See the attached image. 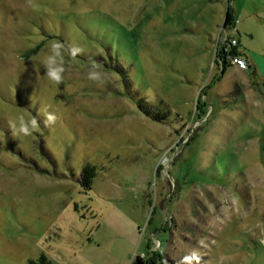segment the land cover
Segmentation results:
<instances>
[{
  "label": "rangeland",
  "instance_id": "374dc122",
  "mask_svg": "<svg viewBox=\"0 0 264 264\" xmlns=\"http://www.w3.org/2000/svg\"><path fill=\"white\" fill-rule=\"evenodd\" d=\"M51 41L83 49L59 85ZM136 257L264 264V0H0V264Z\"/></svg>",
  "mask_w": 264,
  "mask_h": 264
},
{
  "label": "clouds",
  "instance_id": "9594fccd",
  "mask_svg": "<svg viewBox=\"0 0 264 264\" xmlns=\"http://www.w3.org/2000/svg\"><path fill=\"white\" fill-rule=\"evenodd\" d=\"M83 49L75 45L66 46L64 42L61 41H51L47 54L44 55L42 59V64L45 69V75L47 79L56 85H59L63 81V73L65 72V53L70 55L75 59L79 54H81ZM91 68L88 72V78L94 82H99L102 79V72L100 71L101 66L95 60L89 61ZM45 117V126H50L55 123L56 116L48 112L46 109L43 111ZM12 132L14 135L20 134L23 136H30L39 128V121L35 116L30 120H26L24 116H19L17 122L11 125Z\"/></svg>",
  "mask_w": 264,
  "mask_h": 264
},
{
  "label": "trees",
  "instance_id": "16d2710c",
  "mask_svg": "<svg viewBox=\"0 0 264 264\" xmlns=\"http://www.w3.org/2000/svg\"><path fill=\"white\" fill-rule=\"evenodd\" d=\"M232 26H233V17L231 15L230 8L228 7L226 9V13H225L224 21H223V29L227 30V29L232 28ZM237 47L232 49L231 51L232 54L243 57L244 59L247 60L246 55L237 51ZM36 52H38V48L30 50L29 55H26V58L29 57L30 55H34ZM216 58L220 62L219 69H220L221 74L224 72L225 68L231 67V65L227 62L226 56L224 55V52L222 49H220L216 53ZM249 68H250V65H249ZM87 184H88V181H86V179L84 178L82 185L87 186ZM141 260H142L141 257H136L135 260L131 264H142ZM31 264H47V263L45 262L43 258H40L36 263H31Z\"/></svg>",
  "mask_w": 264,
  "mask_h": 264
},
{
  "label": "built area",
  "instance_id": "2783aa9c",
  "mask_svg": "<svg viewBox=\"0 0 264 264\" xmlns=\"http://www.w3.org/2000/svg\"><path fill=\"white\" fill-rule=\"evenodd\" d=\"M238 43L236 40L230 36H227L225 32L220 33L218 40L216 42V51L218 52L220 49L223 50L224 55L226 56L227 62L240 70H248L249 64L246 59L243 57L232 54V49L236 48ZM220 64V62L218 61Z\"/></svg>",
  "mask_w": 264,
  "mask_h": 264
},
{
  "label": "crops",
  "instance_id": "0c3cea01",
  "mask_svg": "<svg viewBox=\"0 0 264 264\" xmlns=\"http://www.w3.org/2000/svg\"><path fill=\"white\" fill-rule=\"evenodd\" d=\"M248 60V59H247ZM250 65V64H249Z\"/></svg>",
  "mask_w": 264,
  "mask_h": 264
}]
</instances>
